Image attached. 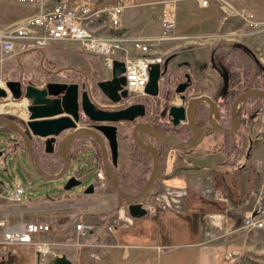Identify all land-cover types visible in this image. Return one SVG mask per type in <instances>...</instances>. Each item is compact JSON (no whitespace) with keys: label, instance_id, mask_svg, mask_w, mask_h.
Returning a JSON list of instances; mask_svg holds the SVG:
<instances>
[{"label":"crops","instance_id":"0c3cea01","mask_svg":"<svg viewBox=\"0 0 264 264\" xmlns=\"http://www.w3.org/2000/svg\"><path fill=\"white\" fill-rule=\"evenodd\" d=\"M166 1L170 0H157L156 3L161 4ZM173 1L175 2L174 26L177 27L175 34L193 43L194 41L201 43L195 48L183 51H176V48L170 46L159 48L162 54L160 67L164 64L167 71H175L179 65L199 68L201 58L197 52L208 54L219 43L242 42L241 44L254 55V49L259 50L258 48L264 46V35L252 38L245 34L244 23L239 19L226 17V14L220 11L216 0H206V7L199 6L201 0ZM225 1L234 8L243 7L252 12L256 21L264 20V0ZM150 9L145 8V15L137 20L139 23L137 26L142 34L139 38L147 37L146 23L151 20L153 22V18L147 16ZM176 9L181 13L176 15ZM125 17L123 13L122 27L125 29V25L128 27L130 25L131 28H135L136 21L129 23ZM151 28L155 35L160 32L158 23L155 29ZM151 37L153 35L147 38ZM61 51H65L66 55L78 56V52L63 48ZM215 54L218 56L219 52ZM6 62L2 64L11 70V66ZM24 67L26 68V65L18 66L15 71ZM205 136L207 135L202 139ZM213 139L215 141V138ZM208 155L175 157L173 153V157H161L158 180L149 191L155 210L153 217H145L146 219L142 220L137 218L139 220L132 221L133 218L129 217L126 209L129 203L120 205L113 201L109 208L112 214L108 225L112 227L111 233H107L106 228L102 229L101 222H97L99 228L93 232V227L85 223L89 221L87 217L85 221L80 220L78 223L89 225L91 231L80 241L76 236L77 248L73 250L77 254L76 263L89 264L90 261H95L94 264H109L111 258L110 263L113 264L115 261L117 264L120 262L122 264H224V260L240 251L247 235L258 230L254 227L245 228V217L256 214L257 217L264 219V168L258 170L256 180L250 183L247 176H243L246 171L245 166L237 163L244 157H208ZM245 158L248 161L252 157ZM150 163L148 157H117L118 186L129 188L132 194L138 193L141 183L148 176ZM102 191L106 194L105 199L112 200L110 197L112 189L106 191L104 185ZM213 191L225 194L230 206L227 208L215 202L212 198ZM107 204V200L98 204L87 201L84 208L105 210ZM123 231L128 232L123 233ZM107 234L109 238H106ZM23 247L29 248V251L26 250L27 254L33 249L32 246ZM106 249L116 253L106 252ZM158 250L162 252L159 253ZM32 255L33 257L29 254V264H36L35 250Z\"/></svg>","mask_w":264,"mask_h":264},{"label":"rangeland","instance_id":"374dc122","mask_svg":"<svg viewBox=\"0 0 264 264\" xmlns=\"http://www.w3.org/2000/svg\"><path fill=\"white\" fill-rule=\"evenodd\" d=\"M70 2H80L85 1L90 5L96 7H109L114 4L116 0H67ZM54 0H43V4L45 9H49ZM157 0H132V4L125 9L124 15L125 19L128 20L129 23L136 21L135 28H131V26H124L125 31L131 33L134 37L141 36L142 34L139 31L138 19H141L144 14V9L148 7H153L150 11L147 12V16L153 18V22L146 23L145 33H147V37L153 35V37H157L160 35V32L155 35L154 30L155 25L157 23L160 25V20L163 14V5L167 2H174L173 0L163 2L161 4L156 3ZM175 4V2H174ZM233 7V6H232ZM234 8V7H233ZM243 8V7H240ZM220 9V8H219ZM245 9V8H244ZM223 14L225 10H220ZM248 11V10H247ZM250 12V11H249ZM181 13L176 9V15ZM252 13V12H251ZM29 12L26 7H18L8 5L4 2V0H0V29L7 28L16 23L18 20L27 16ZM137 15V16H136ZM255 17V16H254ZM239 19V18H236ZM134 20V21H133ZM240 20V19H239ZM241 21V20H240ZM263 21V20H259ZM242 22V21H241ZM151 23V24H150ZM143 25V24H141ZM99 22L95 21L92 24V28H98ZM245 26V25H244ZM144 27H142L143 29ZM246 29V27H245ZM159 30V29H158ZM157 30V31H158ZM177 32V27L174 26V33ZM247 32V29H246ZM246 34V33H245ZM103 36H113L116 35L115 32H104ZM248 35V34H247ZM264 35V34H262ZM260 35V36H262ZM146 37V38H147ZM251 37V36H250ZM259 37V36H258ZM256 38V37H255ZM190 41V42H189ZM200 41H191V40H177L164 42L159 46V48H166L168 46L176 48L178 50H186L195 48ZM236 44L242 45V42H235ZM62 44H55L50 47V49H45L42 52L31 51L29 53L21 55L19 58L12 57L11 59H5L0 63V83L3 84L6 81H12L17 76L22 73L26 81L30 79L31 75L34 73L37 64L41 63L44 66H52L55 70H79L81 71L90 82H100L104 80L110 79V71L107 70L102 64L101 60L94 55H86L78 53V56L66 55L65 51H61ZM243 46V45H242ZM67 48L71 49L70 46ZM254 49L255 57L259 63L264 65V46L260 48ZM72 52H77V50H70ZM251 52V51H250ZM252 53V52H251ZM189 54V53H188ZM200 55V64L199 66L205 70L207 80L211 78V76L215 75L211 69L209 68V53H203L202 51L197 52ZM219 59L226 60L231 59L236 68L247 67L249 65L248 58L241 53L240 51H226L219 52ZM179 59L178 57L176 58ZM223 60V61H224ZM7 61V62H6ZM7 63L11 66V70H9L5 64ZM24 69H16L18 66H24ZM14 69V70H13ZM167 68L165 65H161L160 75H162ZM170 72V71H167ZM55 79V78H52ZM200 80H198L197 86H202L204 80L200 76ZM209 83H213V81L209 80ZM213 92V85L210 88H206L204 91V95L202 97L210 98ZM98 100L101 101V96L98 95ZM174 101V100H173ZM208 102L206 100H200L198 102L199 107H207ZM245 104V100L242 101L241 105H239L238 109ZM209 113L207 116V123L210 120V117L213 116V108L208 104ZM236 109L235 112V122L238 126L237 120L238 115ZM218 116H221L223 124L221 127L228 126V118L224 116L223 113H218ZM216 122V121H215ZM217 124V122H216ZM119 129L121 133L125 132L126 126H122L125 124H119ZM80 126V125H77ZM218 126V125H217ZM239 130V127H238ZM240 134H243L246 138V144L242 148V146L237 142L234 143L237 136H231L228 138V144L222 145L217 141H214L213 137L207 135L202 139L195 148L190 151L184 150H161V157H173V153L175 157H240V155L244 158L238 160V165L245 166L246 171L243 176H247L250 183L256 180V176L258 175V170H262L264 168V111L261 114H257L253 117L250 123L249 129L243 130L240 129L238 131ZM5 136V133L0 131V149L7 150L8 154L14 156L17 154V150L13 147H7L6 145L1 144ZM168 136V135H166ZM138 137H142V134H139ZM171 137V136H168ZM143 138V137H142ZM179 143H183L185 138L181 135L177 136L176 139ZM119 157H126L127 147L126 143L119 141ZM143 143V141H142ZM215 145V146H214ZM220 145L221 152H214V149ZM148 146V145H146ZM150 146V145H149ZM214 146V147H213ZM155 149V147L150 146ZM213 147V148H212ZM251 148V150L249 149ZM229 150L232 153H224V151ZM90 155V152L83 153V155ZM216 154V155H215ZM144 157V156H139ZM245 157H252L247 161ZM255 157V158H254ZM95 167L92 166L86 161V157H73L70 166V172L73 175L78 176L80 180V184L77 187L72 188L69 191H63L64 178L55 181H49L46 184L48 186H43L44 182L34 177L32 180H28L27 176H31L27 173V166L24 161H21L19 157H8V160L3 166H0V219L7 217L10 223H42L48 226V231L39 236V240L46 243L48 248L46 252H52L54 254L64 255L68 258L73 264H77L76 262V252L73 250L77 248L75 243L77 241L76 235L73 233L74 225L80 222V220L85 221V217L89 219L85 223L91 225L94 229L93 232L99 228V222L102 224V229L105 230L109 225L110 216L112 215L109 211V208L112 205L113 201H116L120 205L128 203L127 201L118 197L113 191L110 192L111 199H105L106 194L102 191V187L93 186L92 194H84L83 191L85 187L93 180ZM106 181L108 180L105 176ZM190 182V181H189ZM17 187H21L24 189V193L21 196V203L15 204L9 202L7 199L12 195L14 190ZM106 191H109V184L105 185ZM111 189V188H110ZM119 189L122 192H127L129 194L131 190L129 188H122L119 186ZM130 195H134L130 193ZM107 198V197H106ZM107 200V208L104 210L96 211L94 209H86L85 202H93V203H104ZM230 203V201H229ZM118 205V204H117ZM102 206V205H101ZM256 214L253 215L255 217ZM139 219H146L145 217ZM139 219H132V221H137ZM98 222V223H97ZM136 223V222H135ZM128 231H123V233H127ZM99 233V231H98ZM106 238H109V234H107ZM79 241L82 237H78ZM80 243V242H79ZM16 255L10 257L19 258V255L24 254L23 250L29 251L27 247H17L14 248ZM7 251V247L5 249L0 245V259L4 258V255ZM109 253H116L112 250H105ZM111 259V258H110ZM109 259V264L110 263ZM113 260V258H112ZM116 260V258H115ZM92 262V261H91ZM224 264H264V225L261 229L256 230L255 232H251L247 235L245 239V243L240 251L232 255L223 261ZM95 263V261H93ZM117 264V261L114 262ZM122 264V262H120Z\"/></svg>","mask_w":264,"mask_h":264},{"label":"built area","instance_id":"2783aa9c","mask_svg":"<svg viewBox=\"0 0 264 264\" xmlns=\"http://www.w3.org/2000/svg\"><path fill=\"white\" fill-rule=\"evenodd\" d=\"M8 5L26 7L29 14L7 28L0 29V63L5 59L20 57L31 51H43L55 44H62L63 50H77L80 54L98 57L104 67L111 72L112 63L123 65L124 86L126 98L120 102L127 104L128 99L145 96L144 88L148 79V66L161 64L162 54L159 46L164 42L182 40L184 37L174 33V2L163 5L160 20L161 32L157 37L138 38L126 32L122 27V16L132 0H116L109 7H96L88 2H70L54 0L49 9H45L43 0H4ZM220 10L225 9L226 17L239 18L252 38L264 34V20L256 21L254 14L244 8H233L225 0H216ZM206 0L199 1L200 7H206ZM95 21L98 28H92ZM104 32H115L113 36H103ZM70 46L71 49L67 48ZM92 185H106L105 175L101 168L94 169ZM77 180H79L77 178ZM80 181V180H79ZM24 189L17 187L8 201L21 203ZM215 202L229 207L228 197L218 191L212 192ZM153 198L148 194L139 203L146 218L155 215ZM264 219L261 217H245L244 227L261 229ZM48 231V226L42 223H10L7 217L0 219V245L32 246L35 251L42 252L48 246L39 240V236ZM73 231L77 237H83L91 231L84 223L74 225ZM107 233L112 227L107 226ZM159 253L162 250H158Z\"/></svg>","mask_w":264,"mask_h":264},{"label":"flooded vegetation","instance_id":"af4514ba","mask_svg":"<svg viewBox=\"0 0 264 264\" xmlns=\"http://www.w3.org/2000/svg\"><path fill=\"white\" fill-rule=\"evenodd\" d=\"M208 62H209V68L215 74L211 76V78H209L208 80L206 78L207 74L205 73V70H202V67L194 68V67H191L190 65H179L176 67L175 71L167 72L166 70L165 73H163L160 76V79L158 82V94L156 97L152 98V97L145 95L142 97H136L132 99L130 98L128 99V102L126 105H124V103H121V102H118L116 104L109 102L97 88L96 84L98 82H94V83L90 82L81 71L75 70V69L70 70V71L61 70V69L55 70L54 68H52V66H44L42 62L37 64L34 73L31 75L28 81L25 80L24 75L22 73H20V75L17 76L12 81L18 83V89L21 92V94L23 92V89L26 86H31L37 90H42L45 88L47 84H50V83L61 84L65 86L74 85L75 86V102L77 106V117H78L77 125H80L79 127H81L82 129L91 130L96 133H98L95 130V126L97 124H94L90 122L88 119H86V117L82 114V111H81L83 93H85L87 100L91 105V108L95 111L117 112L131 105H135V104L143 105L144 116L142 118H137L133 122H118V123H113L110 125L116 128V132H115V138H116V143H117V156L116 157H119V152H120L118 142L119 141L125 142L126 147H127L126 157H139L142 155L144 157L149 158V160L151 161L150 166L148 168V176H149L151 169H152V159L150 155L140 151L133 144L131 137H130V133L135 125L146 124L149 128H152L159 134L165 135V136L168 135L174 139H177V136L181 135L182 137L185 138L184 140L185 142L190 134L187 123L186 121H183V122H180L177 127H172L169 123V119L167 118L168 108L171 105H173V106H182L184 109H186L189 101L194 100L200 97L201 95H204L205 89L210 88L212 85H213L212 96L208 99L210 100L211 103H212V100H214L215 102V104L212 103L214 105L213 120H214V123L215 121L217 122L215 126L218 125L219 127H221L220 125L223 124L222 118L221 116H218V113H223L224 116L228 118V114H227L228 105L237 95L233 99L230 100L227 106L220 105L222 95L224 94L222 92L223 76L226 75V73L222 72V70L224 69L222 67V63L219 62V60L213 61L208 58ZM172 73H179V75H177V77H175L174 79H171ZM200 76L203 78L204 82L202 86H197L198 84L197 82L198 80H200L199 79ZM52 78H55V79H52ZM209 80L213 81V83L210 84ZM179 84H187V86L181 94H175L174 92L175 87ZM227 85H228V81H227ZM62 90L66 91L67 87H64ZM170 91H173V93L171 96H168ZM98 95L101 96V101L98 100ZM180 96L184 97L183 103H181V100L179 98ZM46 98L52 99L50 97H46ZM175 98H177L179 101L177 105L173 103L174 102L173 100ZM21 101L22 99L20 97L19 99L15 101V103L21 102ZM0 102L2 101L0 100ZM26 106H29V102H26ZM243 106L244 105H242V107ZM199 108L200 107L197 103V104H194L193 108L191 109L190 115H191L193 127L201 126L197 123V116L198 118L200 117ZM205 108L207 109V116H208V113H209L208 104H207V107ZM241 108L239 109L237 108L238 109L237 115ZM0 116L4 118L5 120H7L8 122H10L15 128H17L21 132V134L26 136V139L29 143V148H30V154H29L27 151L25 139L21 137L19 134H17V132L11 127H8L7 125L3 123H0V131L5 133L4 139L1 142V144L6 145L7 147L13 146L17 150V154L12 156L8 154L7 150L3 151L0 149V166H3L6 163V161L8 160V157H19L21 161L25 162L27 166V173L31 175V176H27L28 180H32L34 177H37L44 182L43 186H48L46 183L51 180H47L43 178L42 175L56 176L62 173L63 176L61 179L63 178L65 179L64 184L70 177H73L75 180H77L78 176L73 175L70 172L72 158L73 157H86V161L92 166V168L94 167L95 169L101 168L104 172V175L106 176V172L102 166L103 156L101 155L97 144L92 139L77 138V139L70 141L68 145L63 146V142L70 134V130H66V131L61 132L58 136L53 137V141L50 143L49 146H45L46 139L34 137L26 133L27 129L25 126V121L23 119L15 115H10V114H4ZM207 116H206V123H207ZM237 123H238V126L236 125V122H235L236 130L229 135H223V134L213 133V132H208L204 135H210L211 137L215 138V141L217 140V142L222 145H227L228 138H230L231 136L232 137L237 136L235 142L229 143V144L237 145V142H238L243 148L244 145L246 144V138L244 137L243 134H240L238 132L241 129L239 125V116H238ZM119 124H125V125H122V126H126L125 132L121 133L119 129V126H120ZM238 127H239V130H238ZM221 128L226 129V130L230 128L229 118H228V126L221 127ZM139 134H142V137H143V138L141 137L143 141V143L141 142L142 145L144 146L150 145V146L155 147L154 150L157 154L159 163L161 161V152H160L161 150H175V149H171V148L157 144L151 138V136L147 133L145 134L137 133L136 134L137 138ZM99 136L101 137L105 145L104 147L105 157H107L108 161L110 162L111 155H110L107 143L100 134ZM47 149H49L48 152H47ZM221 151L222 150H221L220 145H218L214 149V153L215 152L219 153ZM84 152L85 153L90 152V155L88 154L83 155ZM224 153H232V152H230L229 150H226L224 151ZM29 157H31L32 164L30 163ZM240 157L242 156L240 155ZM63 160H65L66 162V167H64L63 165ZM93 164L95 165L93 166ZM112 169L117 177V158H116V164L114 167H112ZM159 170H160V164L158 168V174H159ZM147 178L141 183L140 190L143 187ZM156 180H158V178ZM106 184H107V181H106Z\"/></svg>","mask_w":264,"mask_h":264},{"label":"water","instance_id":"95a60500","mask_svg":"<svg viewBox=\"0 0 264 264\" xmlns=\"http://www.w3.org/2000/svg\"><path fill=\"white\" fill-rule=\"evenodd\" d=\"M160 65L152 64L148 66V79L147 84L144 88V93L149 97H156L158 94V82L160 79ZM123 65L119 62H113L110 72V79L100 81L96 84L102 95L111 103L116 104L120 102L121 99L126 98V92L122 90L124 86ZM5 90L0 88V103H15L17 99L21 97L22 100L29 102V106H26V133L31 136L46 139L45 146H49L53 141V137L58 136L61 132L70 130V134L63 142V146L69 144L70 141L77 138L92 139L98 146V149L102 157V166L106 172V177L108 184L112 191L121 199L127 201L126 209L130 218L137 219L144 216V211L141 209L139 201L144 200L149 194L155 180L159 177L158 168L159 162L158 157L153 148L150 146L142 145L136 138V134L142 130L147 131V134L159 145L165 146L175 150H186L189 151L200 142L204 134L208 132L219 133L223 135H229L236 130L235 120L232 116V107L238 100H246L249 98H261L264 99V92H259L255 90H248L239 95H237L228 105L227 114L229 118L230 128L228 130L223 129L219 126H208V123L193 127L191 120V109L194 104H197L200 100H206L209 105L214 109V105L210 102L207 97H198L194 100L188 102L186 109L182 106L171 105L167 111V118L172 127H177L180 122L186 121L188 129L190 131L189 137L184 143H168L165 141H160V136L158 132L149 128L146 124L135 125L130 133L131 140L133 144L142 152L150 155L152 159V169L145 181L140 192L135 195H130L122 192L118 187L117 177L112 169L116 164L117 156V143L115 138L116 128L110 124L118 122H133L137 118H142L144 116V107L141 104L131 105L123 110L117 112H102L95 111L91 108L90 103L87 100L85 93L82 95V114L90 122L97 124L94 132L91 130L82 129L77 126V106L75 102V86H65L61 84H47L44 89L37 90L31 86H26L21 92L18 89V83L14 81H6L3 83ZM187 84H179L175 87V94H181ZM67 87L66 91L62 89ZM227 88V77L223 76V88L222 92L225 93ZM50 97L52 99H48ZM181 103L184 101V97H179ZM4 101V102H3ZM4 115V114H0ZM0 123L7 125L14 129L17 134L25 139L27 146V151L30 154L29 143L26 136L21 134V132L15 128L10 122L5 120L0 116ZM202 132L199 138H196V134ZM86 135H84V134ZM99 134L105 139L109 152H110V162L107 157H105V145ZM49 149H47V152ZM30 163L32 164L31 157ZM63 165L66 167V162L63 160ZM63 174L56 176L42 175L43 178L51 181L61 179ZM80 184L79 180H75L70 177L63 185V191H69ZM84 194H92L93 186L88 184L83 191ZM35 263L36 264H72V262L66 258L64 255L54 254L52 252H38L35 251Z\"/></svg>","mask_w":264,"mask_h":264},{"label":"trees","instance_id":"16d2710c","mask_svg":"<svg viewBox=\"0 0 264 264\" xmlns=\"http://www.w3.org/2000/svg\"><path fill=\"white\" fill-rule=\"evenodd\" d=\"M240 51L249 60V65L247 67L236 68L234 67L231 59L221 60L215 54V52H226V51ZM210 60H219L222 63L224 70L222 72L227 75V89L222 95L220 105L227 106L231 99L236 95L241 94L248 90H255L259 92H264V65L259 63L256 57L244 46L236 43H219L213 47L209 52ZM186 69V68H185ZM202 70H204L202 68ZM180 72V70H179ZM165 73V72H164ZM179 73H172V78L177 77ZM173 91H170L168 96H171ZM212 103L215 104L214 100ZM200 117L197 116V123L199 125L206 124L207 109L205 107H200ZM264 111V99L261 98H249L245 101L244 106L239 110V125L243 130L249 129L251 120L257 114H261ZM20 246H8L7 251L3 259H0V264H29V254L33 257L34 248L30 250V253L19 255V258L10 257L16 255L14 248ZM80 263V262H79ZM89 264H94L93 261Z\"/></svg>","mask_w":264,"mask_h":264},{"label":"bare ground","instance_id":"6f19581e","mask_svg":"<svg viewBox=\"0 0 264 264\" xmlns=\"http://www.w3.org/2000/svg\"><path fill=\"white\" fill-rule=\"evenodd\" d=\"M0 88L5 90L4 84L0 83ZM6 91V90H5ZM243 100H238L235 102V104L232 107V116L233 119H235V112L236 109L238 108L239 105H241ZM174 104H178L179 101L177 98L174 99ZM25 108H26V100H22L21 102H16V103H0V114H10V115H15L23 120L26 119V112H25ZM208 126L213 127L215 126L214 120H213V116L210 117V120L208 122ZM138 133H147V131L142 130ZM84 134V133H82ZM202 132H198L196 134V138H199L201 136ZM86 135V134H84ZM137 138V136H136ZM137 140L141 143L142 142V138L138 137ZM160 141H165L168 143H179L176 139L172 138V137H166L165 135H161L160 136ZM48 248L44 247L42 252H46Z\"/></svg>","mask_w":264,"mask_h":264}]
</instances>
